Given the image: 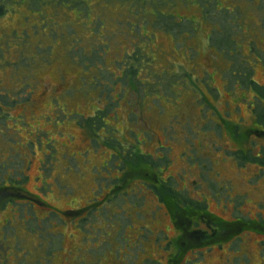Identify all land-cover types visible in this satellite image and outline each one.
<instances>
[{
	"label": "rangeland",
	"instance_id": "1",
	"mask_svg": "<svg viewBox=\"0 0 264 264\" xmlns=\"http://www.w3.org/2000/svg\"><path fill=\"white\" fill-rule=\"evenodd\" d=\"M260 225L264 0H0V264H264Z\"/></svg>",
	"mask_w": 264,
	"mask_h": 264
},
{
	"label": "trees",
	"instance_id": "2",
	"mask_svg": "<svg viewBox=\"0 0 264 264\" xmlns=\"http://www.w3.org/2000/svg\"><path fill=\"white\" fill-rule=\"evenodd\" d=\"M160 193L163 195V199L166 202L170 215L172 216L176 226L181 231V236L177 241V246L180 249V256L189 250L201 249L217 240L215 237L213 239H208L209 237H206V240H203L200 238V234L197 232L192 233L189 231V226L193 218L198 216V207H183L180 203L181 201L177 191L168 187L167 185L163 186V190L160 191ZM15 197H19L21 199L24 198V196L21 194H15ZM230 227L232 229H225L222 232V237L227 239L230 238L231 235L239 232L242 227L249 228L248 226L245 227L244 224L240 222L232 224ZM258 230L264 232V226H258Z\"/></svg>",
	"mask_w": 264,
	"mask_h": 264
},
{
	"label": "bare ground",
	"instance_id": "3",
	"mask_svg": "<svg viewBox=\"0 0 264 264\" xmlns=\"http://www.w3.org/2000/svg\"><path fill=\"white\" fill-rule=\"evenodd\" d=\"M36 167H37V164H35V166L33 167V170L36 169ZM29 188H30V187H29Z\"/></svg>",
	"mask_w": 264,
	"mask_h": 264
}]
</instances>
